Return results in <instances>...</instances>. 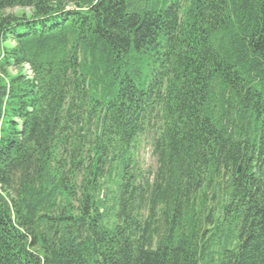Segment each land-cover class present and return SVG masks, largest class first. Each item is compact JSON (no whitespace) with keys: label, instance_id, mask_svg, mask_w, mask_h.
Returning <instances> with one entry per match:
<instances>
[{"label":"trees","instance_id":"trees-1","mask_svg":"<svg viewBox=\"0 0 264 264\" xmlns=\"http://www.w3.org/2000/svg\"><path fill=\"white\" fill-rule=\"evenodd\" d=\"M0 264H264V0H0Z\"/></svg>","mask_w":264,"mask_h":264},{"label":"rangeland","instance_id":"rangeland-1","mask_svg":"<svg viewBox=\"0 0 264 264\" xmlns=\"http://www.w3.org/2000/svg\"><path fill=\"white\" fill-rule=\"evenodd\" d=\"M138 155H139L140 163L145 168L156 167V158L153 155L152 147L148 140L142 142Z\"/></svg>","mask_w":264,"mask_h":264},{"label":"water","instance_id":"water-1","mask_svg":"<svg viewBox=\"0 0 264 264\" xmlns=\"http://www.w3.org/2000/svg\"><path fill=\"white\" fill-rule=\"evenodd\" d=\"M241 170V166L239 167V171Z\"/></svg>","mask_w":264,"mask_h":264}]
</instances>
